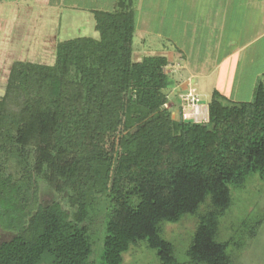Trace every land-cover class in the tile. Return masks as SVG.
Listing matches in <instances>:
<instances>
[{
	"label": "trees",
	"instance_id": "obj_1",
	"mask_svg": "<svg viewBox=\"0 0 264 264\" xmlns=\"http://www.w3.org/2000/svg\"><path fill=\"white\" fill-rule=\"evenodd\" d=\"M139 1L91 10L99 39L58 42L53 65L13 63L0 98V217L17 233L0 244V264H93L102 233L104 264H123L140 242L161 264H176L162 224L195 215L209 198L189 264H234L230 243L217 240L220 218L231 206V185L243 187L256 174L264 181V75L252 101L215 90L207 122L173 119L168 58L133 59ZM27 113L53 122L56 153H75L57 169L70 209L39 203L48 166L32 170ZM12 171L29 178L13 181Z\"/></svg>",
	"mask_w": 264,
	"mask_h": 264
},
{
	"label": "rangeland",
	"instance_id": "obj_2",
	"mask_svg": "<svg viewBox=\"0 0 264 264\" xmlns=\"http://www.w3.org/2000/svg\"><path fill=\"white\" fill-rule=\"evenodd\" d=\"M38 1L40 0H21L17 3L15 0H0V98L5 94L14 62L53 65L57 47L53 42L78 37L96 38L100 34L95 29V19L90 11H113L116 0H51V4L55 6L49 11L44 10L42 20H39L40 25L46 26V29L38 27L35 32L39 14ZM243 1L230 0L225 3V0H221L222 5L219 7L214 5L216 0H140L136 5L134 51L142 50L146 52V57L153 56L157 50L172 48L178 58L186 57L191 69H194L193 74L197 75L198 90L205 96V107L211 101L212 88L220 87L221 84L226 86L227 96L231 100L252 101L258 80L250 85L252 66L247 61L250 54L260 51L263 40L254 41L251 47L240 52L237 59L224 61L233 48H243L264 32V24L261 26L259 21L256 22V13L252 11L256 0H246L250 4L246 8L242 6ZM38 37L42 38L37 41L40 51L34 48ZM32 40L34 42L31 44ZM230 44L233 45L230 47ZM176 49H182L184 56ZM223 61L224 66L218 71H231V76L201 78L203 71L210 74ZM166 72L170 74L168 69ZM184 76L185 79L191 76L189 69L184 71ZM172 78L173 76L170 77L171 81ZM204 86L207 87L205 90ZM250 87L253 94L251 96ZM248 96L250 97L246 100ZM26 117L24 146L30 155L32 170L38 174L44 165L48 166L45 178L39 183V203L58 201L70 209L66 203L67 193L60 189L57 169L71 163L75 153L55 152L51 139L52 121L34 113H27ZM12 173L13 181H27L29 178L28 173H20V176L15 171ZM231 194L232 203L220 218L217 240L230 243L228 254L234 264H264V181L257 174L249 176L243 187L231 185ZM210 202L209 198L195 215H185L174 224H162L163 238L174 245L176 264L190 263L188 251L200 218L207 212ZM2 219L0 217V244L17 233V229L10 227L9 222ZM252 231L256 233L254 237H250ZM103 238L102 233L94 240L91 258L93 264H104ZM123 264L161 263L157 252L147 242H140L125 254Z\"/></svg>",
	"mask_w": 264,
	"mask_h": 264
},
{
	"label": "crops",
	"instance_id": "obj_3",
	"mask_svg": "<svg viewBox=\"0 0 264 264\" xmlns=\"http://www.w3.org/2000/svg\"><path fill=\"white\" fill-rule=\"evenodd\" d=\"M229 1L230 0H225V3L229 2ZM19 2H21V1H19ZM19 2H17V3H19ZM243 2L244 3H242V6H244V8H246L247 6H250L249 2H246V0H244ZM33 4L37 5V3H35V2ZM38 4H39L38 5L39 14H38V19L36 21L37 26L35 27V29H36L35 32H37L38 27H41L43 30L46 29V26H41L40 22H39V20H42V16H43L42 12H44V10L49 11L52 9V6H55L54 4H51V0L50 1L49 0H40V1H38ZM214 5L215 6L218 5L220 7L222 5L221 0H216V3L214 2ZM253 6L254 7L252 8V11H254L256 13V16H257L256 22L259 21L261 26H262L264 24V0H256L255 5H253ZM28 8L30 9V6ZM59 10H62V8H59ZM12 11H14V9H12ZM16 11L17 10H15V12ZM58 26H60V25H58ZM82 26H83V24H82ZM99 37H100V35H98L95 39H99ZM41 39H42L41 37H38V39L36 40V44H37V41L38 40L40 41ZM258 39L263 40V43L260 46V51L258 53H255V54H250L249 58L247 57L248 58L247 64L252 66V69H251L252 80H250V85H252L253 83H256V80H259L260 77H262L264 75V32H262L261 34L256 36L251 41H249L243 48H233L232 52H229V54L224 58V61H226V62L230 61L232 59H237L238 55L240 54V52L242 50H244V49L247 50L249 47H251V44L254 41H257ZM33 42L34 41L32 40L31 44ZM18 43H19V41H18ZM53 43H54V45H56L57 41L53 42ZM232 45L230 44V47ZM39 47H40L39 44H37V46L34 48L39 50ZM41 48H43V50H45V48L43 46H41ZM228 49H229V51L231 50L230 48H228ZM176 50L181 52L182 56H184L182 49H176ZM26 51H28V50H26ZM41 52L45 53V51H41ZM175 53L176 52H174L172 50V48H169L167 50H162V51L157 50L154 52L153 56H165L169 60V65L167 66L166 69H168V71L170 72V74H168V75L170 77L173 76V78H172L173 81H172V86L168 90H166V93L169 96V103L167 104V107L171 111L173 119L179 120L180 115H181V106H182L181 95L187 90L189 82L191 84H193L194 87L197 89L199 95L202 98V103H203V97H205V96L202 93H200L198 90L197 83H196L197 75L193 74L194 69L193 68L191 69V65L188 62L187 58L186 57L185 58H183V57L178 58ZM145 55H146V52H144L142 50H137V51H134V53H133V59H134V61L139 62L145 58ZM27 61H29V59ZM224 61L220 62L218 64L217 68L212 70V72L210 74H208L207 71H203L204 73L201 75V78L205 79V78H210L211 76H214L216 79L217 77L219 78L220 76H222V78H226V76L227 77L231 76L232 75L231 71L230 72L229 71L228 72L227 71H224V72L218 71L221 69L222 66H224ZM188 69L190 70L191 76H189L187 79H185L184 71L188 70ZM206 88H207L206 86L203 87L204 90ZM215 90L220 91L222 94H224L226 97H228L227 93H226V86H224L223 84H221L220 87H218V86L213 87L211 92H210L211 95H213ZM249 91H250V96L253 95L251 87H250ZM207 95L209 96L210 94H206V96ZM250 96H248L246 98V100H248ZM172 97H173V99H172ZM176 102H178V105L176 104ZM236 102H243V101H236ZM207 109H208V106H207Z\"/></svg>",
	"mask_w": 264,
	"mask_h": 264
},
{
	"label": "built area",
	"instance_id": "obj_4",
	"mask_svg": "<svg viewBox=\"0 0 264 264\" xmlns=\"http://www.w3.org/2000/svg\"><path fill=\"white\" fill-rule=\"evenodd\" d=\"M181 101L180 119L195 123H205L208 121V109L202 103V98L197 89L190 82L187 90L181 95Z\"/></svg>",
	"mask_w": 264,
	"mask_h": 264
}]
</instances>
